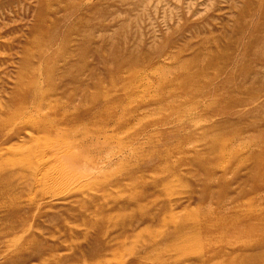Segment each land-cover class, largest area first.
<instances>
[{
    "label": "rangeland",
    "instance_id": "rangeland-1",
    "mask_svg": "<svg viewBox=\"0 0 264 264\" xmlns=\"http://www.w3.org/2000/svg\"><path fill=\"white\" fill-rule=\"evenodd\" d=\"M0 264H264V0H0Z\"/></svg>",
    "mask_w": 264,
    "mask_h": 264
},
{
    "label": "bare ground",
    "instance_id": "bare-ground-1",
    "mask_svg": "<svg viewBox=\"0 0 264 264\" xmlns=\"http://www.w3.org/2000/svg\"><path fill=\"white\" fill-rule=\"evenodd\" d=\"M33 114V113H32ZM57 150V149H56Z\"/></svg>",
    "mask_w": 264,
    "mask_h": 264
}]
</instances>
